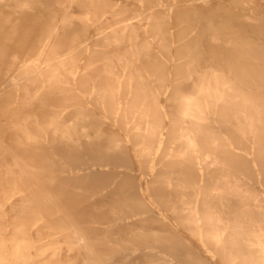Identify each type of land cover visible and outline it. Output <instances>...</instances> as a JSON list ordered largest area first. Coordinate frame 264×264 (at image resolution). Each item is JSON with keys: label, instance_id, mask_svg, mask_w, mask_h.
<instances>
[{"label": "bare ground", "instance_id": "bare-ground-1", "mask_svg": "<svg viewBox=\"0 0 264 264\" xmlns=\"http://www.w3.org/2000/svg\"><path fill=\"white\" fill-rule=\"evenodd\" d=\"M79 3L0 0V264H264V0Z\"/></svg>", "mask_w": 264, "mask_h": 264}, {"label": "rangeland", "instance_id": "rangeland-1", "mask_svg": "<svg viewBox=\"0 0 264 264\" xmlns=\"http://www.w3.org/2000/svg\"><path fill=\"white\" fill-rule=\"evenodd\" d=\"M99 4H95V5H88L86 3L85 9L82 8L84 7V5L82 4H78L77 6H73L71 8L72 11H81V10H88L91 12L90 15H88L89 18L91 19H96V20H101L98 22H95L91 25H86V29H78L77 31H68V35L71 34H78V35H86L87 37L84 39L89 43L92 42H98L100 40L95 39V38H91L93 36H95L96 34L100 33L101 31L105 30L106 27L109 26H113L114 22L112 20H118L121 18H127L128 16L132 15H125V14H114V13H103V12H111L112 10L114 11H118V12H122L125 10L128 11H135V10H146L148 12L152 11H158V10H162V8L160 6H158V3L160 1L164 2V4L166 5V7H163L165 9H170L173 11L176 10H180V9H201V6L199 5V0H151L149 2H147L146 0L141 3L139 1L141 0H97ZM212 3V5H214L215 0H208ZM169 4V5H167ZM42 11H47V9H41ZM205 11V10H204ZM77 13V12H76ZM143 18H170L171 23H165L163 24V26H161V28L165 29V31H159V32H165V33H171L173 32L175 37H178L180 35H183L185 33H193L194 30H180V27H188V26H196L198 24V22H192V21H186V20H178V16L177 15H169V14H164V15H154V14H144L142 16ZM206 18L207 16H203V18ZM98 28H101L102 30H99ZM154 28V27H153ZM155 31V32H154ZM107 32H111V31H107ZM158 31H156L155 29H150L149 31H143V30H138L137 33L140 35H144V34H151V33H156ZM198 32V30H197ZM70 33V34H69ZM82 38V37H81ZM83 40V41H84ZM140 41H145V40H153L151 38L147 39L144 37L139 38ZM174 41H177V39H173ZM164 41H168V39L164 40ZM93 50L95 48L93 47H89L88 50ZM119 50H129L130 48H117ZM153 50H162V49H169V50H174L173 48H151ZM176 50V48H175Z\"/></svg>", "mask_w": 264, "mask_h": 264}]
</instances>
